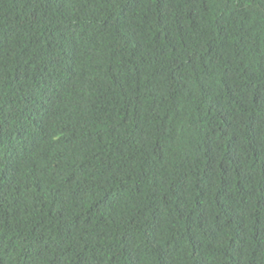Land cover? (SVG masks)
<instances>
[{"label":"trees","instance_id":"obj_1","mask_svg":"<svg viewBox=\"0 0 264 264\" xmlns=\"http://www.w3.org/2000/svg\"><path fill=\"white\" fill-rule=\"evenodd\" d=\"M0 264H264V0H0Z\"/></svg>","mask_w":264,"mask_h":264}]
</instances>
